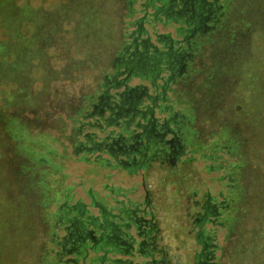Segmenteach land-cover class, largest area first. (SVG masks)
Listing matches in <instances>:
<instances>
[{
  "label": "rangeland",
  "instance_id": "rangeland-1",
  "mask_svg": "<svg viewBox=\"0 0 264 264\" xmlns=\"http://www.w3.org/2000/svg\"><path fill=\"white\" fill-rule=\"evenodd\" d=\"M140 2L0 0L9 10L0 17L3 264H63L51 250L63 228L43 213L57 208L55 199L32 207L31 215L17 188L31 175L20 168L29 158L18 149L29 141L54 150L61 172L47 163L36 171L46 177L48 190L69 188L67 203H85L94 214L102 200L109 207L125 199L149 205L161 247L174 264H196L205 230L215 239L218 264H264V0H220L226 5L217 30L201 39L187 79L173 80L167 104L189 120L178 164L153 160L144 170L128 171L99 165L94 154L85 162L76 150L80 116L90 109L86 97L113 72L115 56L142 15ZM166 21L160 18L151 30L174 35ZM230 178L238 191H230ZM6 180L17 186L8 188ZM207 194L226 204L216 223L196 222L194 202Z\"/></svg>",
  "mask_w": 264,
  "mask_h": 264
},
{
  "label": "trees",
  "instance_id": "trees-1",
  "mask_svg": "<svg viewBox=\"0 0 264 264\" xmlns=\"http://www.w3.org/2000/svg\"><path fill=\"white\" fill-rule=\"evenodd\" d=\"M8 3V8L12 11L14 2L10 1ZM218 3L216 13L219 21L214 24L215 26L202 32H192L188 29L189 25L183 19L176 16L170 17L166 14V9L169 7L168 0H141L140 10L142 11V15L134 21V30L126 36L122 49L115 56L113 72L104 74L99 88L86 97L88 101L87 107H90V109H85L80 116V126L77 127V132H75L76 137L81 135L77 140L76 150L82 153V160L91 163L93 161L91 156L94 154L95 162L105 167H122L128 171L144 170V168L151 165V161L157 159L149 157L140 166H124L122 161L128 155H133L135 152L129 154L122 153L123 150H120L118 147L122 144L123 147L128 148V146L134 144L133 135L141 129L140 123L145 124L148 122L152 112L159 119L168 118L171 129L179 136L186 149L187 131L185 129H187L189 120L185 119L186 114L181 110L174 109L173 106L171 107L170 104H167V98H169L168 94L172 90L171 85L175 78L184 77L187 79L190 61L201 46V39H210L209 35L217 30V26L222 21L226 4L220 2V0H218ZM5 6L6 4L0 7V17H2L1 15L5 16L9 11L5 10ZM162 17L166 18V22H171L174 25V35L172 32L158 33L156 30H151L154 28L155 22L159 21ZM189 21L191 22L192 20ZM211 24L213 23L211 22ZM160 36H162V40H159ZM146 39L161 50L164 55L162 60L158 61V54L149 47L146 52L149 56V64L148 66H141L136 62V59L132 58L131 54L136 49L139 51L146 50V47L142 44L143 40ZM171 42L173 44L170 48L166 43L171 45ZM182 51L187 53L185 56L187 66L182 72L174 68L175 72L171 74L172 70L165 67L167 65L166 60L174 59L173 55ZM188 53L190 54L189 57ZM158 59H160V56ZM116 61L119 63L116 64ZM157 62L159 63L156 64ZM133 79H138L139 82L133 84L131 83ZM139 88H145V93L141 97L135 94ZM149 108L152 112L149 111ZM124 110L129 112L125 114ZM135 110L136 114L134 115L133 112ZM33 143V141H29L18 145L19 151L25 152L29 158V163H20V168L25 173L31 172V175L25 177L26 185L24 184L21 187L18 185L17 188L21 190L22 196H27V200L31 204L28 213H31V215H33L31 211L32 207L50 205L52 200L55 199L57 208L51 213L48 211V208H45L43 213L44 217L48 218L50 214L54 217L52 221L53 227L57 223L58 226L63 228V234L58 236L56 233L52 238L54 246H52L51 250L58 262L63 264H151V255L138 252L135 248H123L125 245L119 248L101 243L94 246L88 237H86V232L89 230H94V234L101 235L107 228L103 216L104 210L109 211L111 221L126 223L129 220L125 214L126 211H130V208H136V206L141 208L145 206H141L133 200L125 199L116 200V206L109 207L102 200L101 205L96 204L100 208L99 213L94 214L90 212L85 203H67L65 198L69 192V188L64 187L55 193L53 189V191L51 189L48 190L49 184L46 177L41 176L36 171L37 168L45 166V163H47L53 168V173L61 172L63 166L54 160L56 157L54 150L50 147L42 150L33 146ZM165 162L168 161L165 160L163 163ZM35 174H38V178L35 177ZM23 175L25 176L26 174ZM13 176L12 180L14 181L16 174ZM62 176L65 177V175ZM229 180L230 191H238L237 181H232V178ZM4 183L8 188L9 186H17L7 180ZM230 197L232 198V194ZM223 204V208L225 209L226 204ZM18 207L22 208L19 205ZM18 207H16L17 214L19 213ZM4 211L8 212L7 210ZM2 213L3 211H1V215ZM130 213L128 215L133 216ZM138 213L142 215L140 211ZM7 219L9 220V218ZM8 220L3 219L5 225H8ZM29 223L31 222L29 221ZM3 245L4 243L0 242V264H3V260L4 262L6 260L3 255V251L5 250ZM158 246L161 247V244ZM164 250L168 253L167 249ZM135 253H142V256L146 259L136 262L134 258ZM168 255L170 254L168 253ZM166 258L169 261L170 257Z\"/></svg>",
  "mask_w": 264,
  "mask_h": 264
},
{
  "label": "flooded vegetation",
  "instance_id": "flooded-vegetation-1",
  "mask_svg": "<svg viewBox=\"0 0 264 264\" xmlns=\"http://www.w3.org/2000/svg\"><path fill=\"white\" fill-rule=\"evenodd\" d=\"M168 3L169 7L166 9V14L170 17L176 16L183 19L189 25L188 29L192 32H202L211 29L215 26L214 24L219 21V17L216 13L219 4L218 0H168ZM189 20L192 21L190 22ZM211 22L213 24H211ZM159 40H162V36L159 37ZM142 44L146 47V50L139 51L136 49L131 54L133 56L132 58L136 59L138 64L141 66H148L149 56L146 52L149 47L158 54L157 60H162L164 53L150 43L149 40H143ZM172 44L173 42H171V45L166 43L170 48ZM186 55L187 53H184V51L177 52V54L173 55L175 57L174 59L166 60L167 65H165V67L172 70L171 74H174V68H177L179 72L185 70L187 66L185 61ZM159 56L160 59H158ZM189 56L190 54L188 53V57ZM158 63L159 62L156 64ZM137 90L135 94L138 97H141V95L145 93V88H139ZM149 111L152 112L150 108ZM128 112L129 111L124 110L125 114ZM133 114H136V110ZM169 123L167 117L159 119L155 117L152 112L148 122L145 124L140 123L141 129L133 135L135 140L134 144L128 146V148L123 147L122 144L118 147L120 150H123L122 153L129 154L135 152L133 155H128V157L122 161V164L124 166H140L144 164L149 157L156 158L157 160L163 159L159 160L160 162L167 160L171 164H178L181 156L185 154V146L182 144L175 131L171 129ZM223 203L224 200L218 202L211 198L210 194H207L202 201L196 200L194 202L197 208L195 212L196 222L200 219H202V221L204 220V222H218L221 209L224 207ZM139 211L142 215L138 213ZM130 212L133 216L128 215ZM125 214L128 216L129 220L126 221V223H117L116 221H111L109 211L104 210L103 216L107 228L101 235H96L94 234V230H89L86 232V237H88L94 246L99 243L119 248L125 245L123 248H135L138 252L151 255V264H170L166 258L169 256L168 253L158 246L161 237L159 236L160 227L158 226L155 215L149 212L147 207L141 208L139 206L130 208V211H126ZM146 215H148V217H146ZM92 220H94V218H92ZM199 226H201V224ZM197 233L200 235L202 229H198ZM202 245L201 250L194 254L196 259L195 263L215 264L211 260L214 258L213 251L215 250L213 238H211L210 244L204 242ZM155 253L159 255L157 259L154 257Z\"/></svg>",
  "mask_w": 264,
  "mask_h": 264
},
{
  "label": "crops",
  "instance_id": "crops-1",
  "mask_svg": "<svg viewBox=\"0 0 264 264\" xmlns=\"http://www.w3.org/2000/svg\"><path fill=\"white\" fill-rule=\"evenodd\" d=\"M145 207H146V206H145ZM147 209H148L149 212H151V213H153V214L155 215V212L151 209V207H150L149 205H147ZM146 217H148V215H146ZM155 217H156V215H155ZM209 222H210V221H209ZM204 242L207 243V244H210V243H211V237H210L209 235L206 234V230H205V235H204ZM213 242L215 243V239H213ZM159 244H160V243H159ZM215 247H216V243H215ZM214 251H215V250H214ZM214 251H213V252H214ZM213 256H214V258L211 259L212 262L215 263V264H218L217 260H215V255H214V254H213ZM154 257L157 259V258L159 257V255H158L157 253H155ZM169 257H170V255H169ZM134 258H135V261H136V262H140V261H143L144 259H146V258H144V257L142 256V253H141V254H136V253H135ZM203 259H204V258H203ZM205 260H206V259H205ZM206 261L211 262L210 260H206ZM169 262H170V264H174V262H173V260H172L171 258H169Z\"/></svg>",
  "mask_w": 264,
  "mask_h": 264
}]
</instances>
